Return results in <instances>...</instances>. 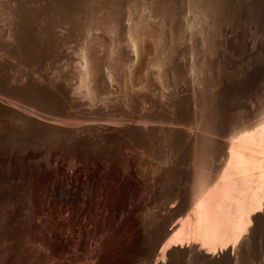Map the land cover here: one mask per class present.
Returning <instances> with one entry per match:
<instances>
[{"label": "bare ground", "instance_id": "1", "mask_svg": "<svg viewBox=\"0 0 264 264\" xmlns=\"http://www.w3.org/2000/svg\"><path fill=\"white\" fill-rule=\"evenodd\" d=\"M155 2L156 12H151L147 6L145 16L125 12L128 34L147 30L150 26L155 29L147 19L152 21L162 11L170 10L166 0ZM189 2L187 0L186 9L180 14L182 19L179 14L177 16L186 29L194 28L195 24L192 17L185 16L194 9ZM214 3L206 0L202 4V12L212 15V38L222 36V26L239 24V21L234 20V23L223 16L218 17L220 9ZM58 6L56 19L51 20L53 23L49 27L44 25V31L63 45L71 32L66 17L67 6L64 2ZM88 17L86 20L92 19V16ZM172 17L170 26L174 27L177 18ZM160 18H155L158 23L153 19L156 26H159ZM92 20L78 22L80 28L75 23L84 39L93 37V32L102 33L104 26L106 29L105 23L112 19L104 22V26V20ZM163 20L161 23L165 22ZM183 23L178 24L182 26ZM247 23L254 38L264 40V20L251 19ZM113 25H117L116 22ZM191 34L194 35L190 32L187 36ZM49 38L46 39L50 41ZM134 40H130L131 47L135 46ZM231 43L225 37L223 49L230 47L233 51ZM219 54L217 51L216 55ZM167 57V63L173 62H170V56ZM216 61H211L212 67ZM169 63L166 66L173 65ZM176 66L175 70L182 69ZM192 67L187 70L191 71L192 83L127 86L125 91L130 88L131 97L128 94V100H124L122 94L114 113H106L95 122H90L91 119L84 123L77 119L68 122L60 120L61 115L59 119L54 115L47 116L48 119L44 116L45 119L38 112L44 118L40 119L35 115L37 110H32L33 114L26 112L28 107L25 111L19 109L18 102L7 100L9 97L6 99L0 93V117L9 107L21 112L27 123L35 119L59 134L84 139L77 148L75 146L76 151L70 152L73 155H69V161L64 160L60 145L52 146V149L48 146L50 149L46 150L27 146L18 150L0 144V264H257L262 260L258 256L264 252V84L257 85L259 94L254 89V94L252 91L241 92L243 100L235 99L239 103L233 105L234 110L214 122L212 115L208 116L212 113L208 109L211 91L216 89L217 93V87L222 85L217 80L218 72L212 68L211 82L204 83L199 73L202 69L198 71L194 65ZM217 94L215 96H220ZM248 225L251 226L246 227Z\"/></svg>", "mask_w": 264, "mask_h": 264}, {"label": "rangeland", "instance_id": "2", "mask_svg": "<svg viewBox=\"0 0 264 264\" xmlns=\"http://www.w3.org/2000/svg\"><path fill=\"white\" fill-rule=\"evenodd\" d=\"M155 1L156 0H114V1L113 0H85L84 2L83 0H16V1L15 0H0V36H1L0 37V54H1L0 63L3 62L0 65V93L6 99L9 97L7 100L11 101L13 99V102L15 103L18 102L17 106L19 109L22 108V110H24L25 107H28V109L33 107L30 110L25 108V110L26 109L28 110V111L26 110V112L37 110L35 111L36 112L35 115L40 117V119H42L44 116L53 117V115L55 118L56 117L60 118V115H61L60 120L65 119L66 121L71 122L77 119L76 121L78 122L80 120H81L80 122L84 120L83 123L90 119H91L90 122H95V121H98L97 119L99 117L101 118L106 113L107 114L114 113V109L118 107V103L120 102L119 97L121 96L120 98H122V94H123L125 98L123 99L128 100L129 98L128 94H129V91L131 90L129 88V91H125V89L128 88L127 86L132 87V85L135 83H166V84L169 83L167 85H170L172 83H178V82L179 83L182 82L183 85L185 83L186 84L190 83L191 82L190 79L192 77L190 70L193 69L192 65H194V68L198 69V71H200L199 69H202L199 72L202 74V75L200 74L201 76L199 75L197 70L194 69V71H197L196 73H198V75L202 77L201 79H202V82L205 81L204 83L211 82L212 68L218 72V73L216 72L217 74L216 73L215 74L218 77L217 80H220L222 85L220 87H217V91L221 93H218V92L217 93L221 97L215 96V94H217L216 89L215 91L213 89L214 92L213 91L211 92L213 93L212 100L214 101L211 100L210 106L214 103L215 104L212 107L209 106V109H208L209 110L208 112H210V110L212 112L211 114L208 113V116L212 115L211 119L214 122H218L220 121V119H224L225 117H227L231 113V111L234 110L235 108L234 106H236V104L239 103L240 100L241 101L243 100L241 96L242 95L241 92L247 93V91L248 92L252 91L253 92L252 94H254L255 92L253 91L254 89L256 90L255 93L259 94V92L257 93V90H259L260 87L257 85H261V83L264 84L263 82L264 81V52H262L264 50L262 48L264 47V40L261 39V37L254 38V35L251 34V29L249 28L247 22L250 21L251 19L252 20H256V19L264 20V0H212V3L215 1L214 4H216L219 7L220 9L219 14L220 13L223 14V15L218 14L217 15L218 17L220 16L221 18L223 16L222 18L224 19L227 18L228 20H232L234 23L235 21L237 23L239 21L238 25L222 26L220 28V32L222 34L221 37L213 36L212 38V22L210 21L212 20L211 19L212 17H210L212 15L209 16L207 11L204 13L202 12L203 10L202 4H205L206 0L205 1L204 0H188V1H191L189 3L190 5H192V7L194 6V9H191V11L186 12L187 14L185 16L186 18H189V19L192 17L191 18L192 22L196 24V25L194 24L193 26L192 25L193 23L191 22L192 23L191 25L194 28L189 26L190 29L189 28L186 29V25L181 20L182 17L180 14L181 12L185 11L187 0H172V2L171 0H166L167 1L166 3H168L167 4L168 10L170 8V10L173 12L172 13L169 12L170 10L162 11L161 15L159 13L158 14L159 16L158 15L157 17L153 16L155 18L161 17L160 18L161 20L164 19L163 21L165 22H162L164 24H162L161 20L159 19L162 26L160 23H159V26L158 24L157 26L155 25V23L157 22L155 18H153L154 20H156L155 23L153 22L154 21L153 19L151 21V19L148 18L147 21L149 23L152 22V24L150 25L154 24L153 27H155L156 30L154 28L152 29H154L155 32L151 29L152 26H150L148 29L150 31L152 30L153 32H150L148 31V29L147 30L145 29L144 31H137L136 33H133L134 35L132 33L128 34L125 28V26H127L128 24L126 23L127 20H125L126 19L125 17L127 16L125 12L129 11L133 15L142 14V16H145L146 13L148 12L147 9H145V7L148 6L147 8H150L151 12L156 10L155 5H157L156 4L157 2ZM46 2L48 3V5ZM63 2L67 6L66 17L68 16L67 17L68 19L67 18L66 19L67 21H69L68 26L70 28L71 33H69V35L67 36V40H66L67 42L65 41L63 45H61L62 44L61 42L58 43L57 39L50 37L49 35H47V33L45 34V31H46V27L47 26L49 27L50 23H53L51 20L56 19L55 15H57L56 14L57 8H60L58 5L60 3L63 4ZM82 3L83 4L86 3L85 7ZM53 6H55L56 9H54ZM19 9L21 12L19 11ZM52 10H54L53 13H52ZM173 13L175 15H173ZM164 14H167V15H164ZM178 14L180 16H178ZM18 15L21 17L19 18ZM90 15L92 16V19H94L95 21L99 19L104 20L103 22L101 21L103 26H104L103 24L104 22H108L111 19L113 21L115 19L114 22H116L117 25H113L114 22H112L111 20L110 22H112L113 24L110 22L105 23L106 29L109 26L107 31L104 26L103 27L104 31L102 30V33L101 31H97L99 32V33L96 32L97 34L93 32L94 35L96 36L93 35L92 37V35H90L89 38L85 36L86 38L84 39L82 38L84 37V35L79 29L80 25H78V22H81L84 19L85 21L92 20L90 18L91 17ZM82 16L83 18H81ZM86 16L87 17L90 16L88 17L90 19L86 20L87 18ZM170 16L171 17L175 16V18H177V16L180 17L181 18L180 21L182 22H180L178 18L176 20L175 18L172 17L176 21V22L174 21V24L183 23V25L181 26L180 24H178L181 27H178V25L176 27V24L174 25V27L173 25L170 26L171 24L169 20L171 18ZM116 17L118 21H116ZM166 19L169 22L166 21ZM124 20H125V23H124ZM119 21L120 23H118ZM75 23L76 25H78L79 28H77ZM121 24L122 25L125 24L123 25L124 28L122 27ZM172 24H173V20H172ZM190 32L193 33L194 35L191 34L192 36L189 35L188 37L187 35ZM169 35L171 37H169ZM173 36L174 38L176 37L177 38L172 39ZM47 37L48 38L50 37L49 38L50 41L46 39ZM129 37H132V39H130ZM225 37L228 38L230 43L232 42L231 46L233 48V51L230 49V47L228 48L226 47V50H224L225 48L223 49V46H226L223 44ZM181 38L182 39L186 38L185 39L186 41L183 40L184 44L182 43ZM51 39H54V41H56L58 44L60 43L61 44L58 45L53 40L51 42ZM130 40L135 41L134 47H131L132 45H131ZM168 41L169 42L173 41L175 43L173 44V42H171L172 43L171 44ZM213 42L215 45L213 44ZM167 44L168 45L171 44V45L168 46ZM190 44L192 45L190 46ZM218 44H221L220 45L221 47H218L219 46ZM214 49L215 50L217 49L218 54L220 52L222 54H219V56L216 55L217 51H215ZM169 50L173 53H171ZM212 50L215 52L213 53ZM219 50L221 51L219 52ZM165 52H167L168 55ZM212 54L215 55L214 57L218 56L219 58L212 57ZM167 56H170V62L173 61L171 63L168 62L169 64L173 63V65L178 66V67L176 66V68H182L180 69V71L179 69L178 70L176 69L181 74L180 73L177 74L178 72L176 73V70L174 69L175 66L174 68H172L173 65L166 66L168 65V63L166 62L168 60ZM216 59L217 61L212 67L211 61H215ZM188 64L191 65V67H189ZM184 66H187V67H184ZM97 67L99 68V70H97L98 69ZM217 67L220 68V72H221L220 75H218L220 72H219V69L217 70ZM185 68L187 69L183 71V69ZM189 68H190L189 70L190 72L187 71ZM204 71L206 72L207 75L205 74ZM172 72H174V74ZM223 78H224V81H223ZM226 81L228 82L225 83ZM130 83L132 84L128 85ZM223 83L227 87L224 86ZM229 83H232V85H230ZM251 83L254 84V86L250 85ZM222 89H223V92H222ZM237 90H239V93H240L239 97H238L239 93H237ZM114 91H116L117 93ZM123 92H128V93H126L125 95ZM129 95L131 97V92ZM106 101L107 103H104ZM115 101H117V104L115 103ZM121 101L123 100L121 99ZM115 104L117 106H115ZM22 105L24 106L21 107ZM219 106H221V108ZM213 107H214V112H213ZM7 110L6 109L3 110L4 117L3 115L2 117H0L1 119L0 120V130L3 129L2 131L3 133L0 132L1 133L0 144L2 143L4 147L9 146L8 148H11L13 146L12 148L19 150L27 146V147H39L41 149L46 150L50 148L52 149L53 147H56V146L59 147L60 145V147L62 146L61 151H62V154H64L63 155L64 156L63 158H65L64 160L69 161L70 160L69 155H71L72 157L73 155L72 153L76 151L75 149L78 147L77 144H80L82 140H84L83 138L80 139L81 138L80 136L78 139H76L78 136L76 137L74 136L73 138V136H70L68 134L65 135V133H62V132L61 134H59L60 132L58 133V131L51 129V127L47 126V124L44 123V125L46 126L45 128V126L42 125L43 124L42 121L37 122V120L35 121V119L33 120L34 122L33 121L28 122L31 125L30 126L24 119L25 117L21 112H19L18 110L16 112V110L9 108V107L7 108ZM116 111L117 110H115V112ZM38 112L41 113L43 117ZM80 115H83V116H80ZM18 116L19 118L21 117L20 120ZM49 117H47V119ZM215 118H218L219 120ZM1 121H3L4 124H2L3 122L1 123ZM23 122L25 125L23 124ZM1 139L2 140L4 139V141H1ZM29 144H31L32 146ZM262 256H258V259L262 258V260L259 259L260 261H257V264H260V263L264 264L263 262L264 252Z\"/></svg>", "mask_w": 264, "mask_h": 264}, {"label": "snow or ice", "instance_id": "3", "mask_svg": "<svg viewBox=\"0 0 264 264\" xmlns=\"http://www.w3.org/2000/svg\"><path fill=\"white\" fill-rule=\"evenodd\" d=\"M249 226H251V225H248V226H246V227H249Z\"/></svg>", "mask_w": 264, "mask_h": 264}]
</instances>
